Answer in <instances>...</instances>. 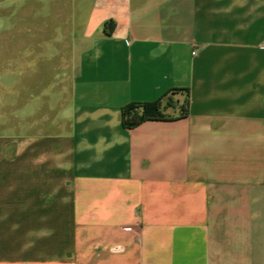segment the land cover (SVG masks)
Returning a JSON list of instances; mask_svg holds the SVG:
<instances>
[{
	"label": "crops",
	"instance_id": "obj_1",
	"mask_svg": "<svg viewBox=\"0 0 264 264\" xmlns=\"http://www.w3.org/2000/svg\"><path fill=\"white\" fill-rule=\"evenodd\" d=\"M9 87L0 264H264V0H0Z\"/></svg>",
	"mask_w": 264,
	"mask_h": 264
},
{
	"label": "trees",
	"instance_id": "obj_2",
	"mask_svg": "<svg viewBox=\"0 0 264 264\" xmlns=\"http://www.w3.org/2000/svg\"><path fill=\"white\" fill-rule=\"evenodd\" d=\"M165 118L158 102L130 103L123 108L122 124L132 129L147 120Z\"/></svg>",
	"mask_w": 264,
	"mask_h": 264
},
{
	"label": "rangeland",
	"instance_id": "obj_3",
	"mask_svg": "<svg viewBox=\"0 0 264 264\" xmlns=\"http://www.w3.org/2000/svg\"><path fill=\"white\" fill-rule=\"evenodd\" d=\"M13 62L15 63V59H10V63ZM15 68V67H13ZM6 93L8 95H6ZM3 94V97H1ZM5 95V96H4ZM1 98H8L10 104L14 103L15 105V100H16V90L15 89H11V87H9V90L6 91H0V99Z\"/></svg>",
	"mask_w": 264,
	"mask_h": 264
}]
</instances>
